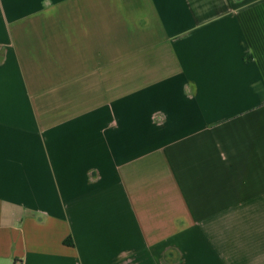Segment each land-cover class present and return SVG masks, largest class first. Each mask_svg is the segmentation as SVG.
<instances>
[{
	"label": "crops",
	"instance_id": "1",
	"mask_svg": "<svg viewBox=\"0 0 264 264\" xmlns=\"http://www.w3.org/2000/svg\"><path fill=\"white\" fill-rule=\"evenodd\" d=\"M0 264H264V0H0Z\"/></svg>",
	"mask_w": 264,
	"mask_h": 264
}]
</instances>
